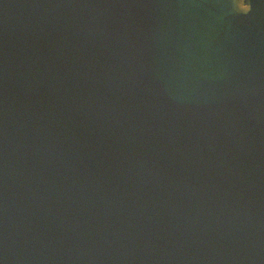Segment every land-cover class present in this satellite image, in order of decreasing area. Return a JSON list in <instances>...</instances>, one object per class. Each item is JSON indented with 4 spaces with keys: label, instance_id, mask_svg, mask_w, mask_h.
Here are the masks:
<instances>
[{
    "label": "water",
    "instance_id": "95a60500",
    "mask_svg": "<svg viewBox=\"0 0 264 264\" xmlns=\"http://www.w3.org/2000/svg\"><path fill=\"white\" fill-rule=\"evenodd\" d=\"M0 0V264H264V0Z\"/></svg>",
    "mask_w": 264,
    "mask_h": 264
},
{
    "label": "clouds",
    "instance_id": "9594fccd",
    "mask_svg": "<svg viewBox=\"0 0 264 264\" xmlns=\"http://www.w3.org/2000/svg\"><path fill=\"white\" fill-rule=\"evenodd\" d=\"M237 8H238V10H240V11H242V12H245V13L251 10V6H250V4H248V3H244V2H242V0H241V2L237 5Z\"/></svg>",
    "mask_w": 264,
    "mask_h": 264
}]
</instances>
